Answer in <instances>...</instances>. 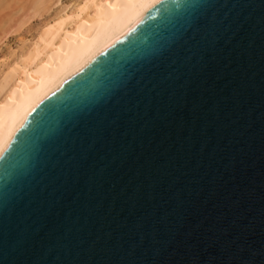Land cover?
Instances as JSON below:
<instances>
[{"label":"water","instance_id":"1","mask_svg":"<svg viewBox=\"0 0 264 264\" xmlns=\"http://www.w3.org/2000/svg\"><path fill=\"white\" fill-rule=\"evenodd\" d=\"M0 264H264V0H158L49 92Z\"/></svg>","mask_w":264,"mask_h":264},{"label":"bare ground","instance_id":"2","mask_svg":"<svg viewBox=\"0 0 264 264\" xmlns=\"http://www.w3.org/2000/svg\"><path fill=\"white\" fill-rule=\"evenodd\" d=\"M34 1L29 14L31 18H41L50 2ZM156 1H74L46 20L33 39L19 53L12 54V60L2 59L0 152L49 92L110 40L130 28Z\"/></svg>","mask_w":264,"mask_h":264},{"label":"rangeland","instance_id":"3","mask_svg":"<svg viewBox=\"0 0 264 264\" xmlns=\"http://www.w3.org/2000/svg\"><path fill=\"white\" fill-rule=\"evenodd\" d=\"M33 1L0 0V61L2 59L12 60V54L19 53L21 47L33 39L36 30L46 20L54 16L61 8L69 7L79 0H43V2L50 3L47 14L44 13L41 18H31L32 15L30 14L32 13L30 12H32ZM56 1L57 3H55Z\"/></svg>","mask_w":264,"mask_h":264}]
</instances>
